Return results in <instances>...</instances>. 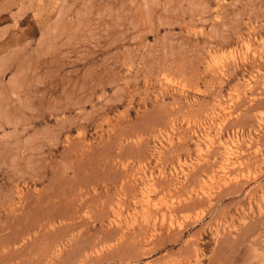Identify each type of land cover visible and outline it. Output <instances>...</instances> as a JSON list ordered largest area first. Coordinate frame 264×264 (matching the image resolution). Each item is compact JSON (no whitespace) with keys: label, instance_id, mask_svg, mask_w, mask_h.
Returning a JSON list of instances; mask_svg holds the SVG:
<instances>
[{"label":"rangeland","instance_id":"obj_1","mask_svg":"<svg viewBox=\"0 0 264 264\" xmlns=\"http://www.w3.org/2000/svg\"><path fill=\"white\" fill-rule=\"evenodd\" d=\"M0 264H264V0H0Z\"/></svg>","mask_w":264,"mask_h":264},{"label":"bare ground","instance_id":"obj_2","mask_svg":"<svg viewBox=\"0 0 264 264\" xmlns=\"http://www.w3.org/2000/svg\"><path fill=\"white\" fill-rule=\"evenodd\" d=\"M240 162V161H239ZM243 164V163H242ZM242 166V165H241ZM250 170V169H249ZM244 171H245V169H244ZM235 175V174H234ZM236 177H237V175H236ZM191 197V196H190ZM193 197V196H192ZM200 198H203V197H199V199ZM193 199V198H192ZM192 199H190V201L192 200ZM194 199H196V196H195V198ZM188 200V199H187ZM189 202V201H188ZM194 202V201H193ZM174 208V207H173ZM166 209V208H165ZM147 211V210H146ZM161 212V211H160ZM148 213H150V211L148 212ZM163 214V217H164V215H165V211H164V213H162ZM168 214H171V212L170 213H168ZM147 215V214H146ZM148 215H151V214H148ZM152 216V215H151ZM147 217V216H146ZM172 217H173V215H171V219H172ZM164 218H166V217H164ZM148 219V218H147ZM97 240V239H96ZM79 258H81V257H79Z\"/></svg>","mask_w":264,"mask_h":264}]
</instances>
